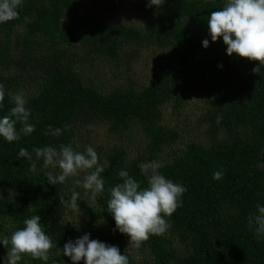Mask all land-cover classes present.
<instances>
[{"label":"trees","instance_id":"16d2710c","mask_svg":"<svg viewBox=\"0 0 264 264\" xmlns=\"http://www.w3.org/2000/svg\"><path fill=\"white\" fill-rule=\"evenodd\" d=\"M87 1L22 0L18 18L0 23V84L5 89L0 117L14 106L8 93L18 83L4 72L15 63L10 54L16 43L13 34L18 28L26 29L20 40L28 61H34L30 56L36 52L34 36L49 42L40 65L45 72L42 87L26 100L35 131L21 133L11 143L0 137V188L12 191L11 196L0 197V239L24 227L25 219L39 215L55 247L46 262L24 256L18 264H72L62 248L84 234L117 246L129 264H139L128 254L134 248L129 237L116 229L107 211L110 188L122 182L120 170H126L141 188L147 187L148 178L139 165L159 161L161 148L178 138L179 132L162 122L164 107L179 106L188 96L200 93L210 104L205 112L209 140L190 142L169 162L159 161L163 164L159 173L187 191L181 197L182 206L165 217L170 224L167 231L151 236L138 249H148L151 264H264V236L256 235L255 223L248 222L250 214H258L257 205L264 206V66L253 72L258 61L229 56L222 37L211 40L207 19L212 11L221 10L225 0H165L159 7L149 6V0H127L130 10L144 22L142 30L101 23L86 13ZM131 41L167 50L153 80L144 87L126 83L109 93L99 92L80 79L75 54L65 53L78 42L88 54L117 61ZM57 44L62 46L56 48ZM217 117H222L219 124ZM93 120L109 124L116 134L136 126L148 140L146 151L132 158L120 146L104 153L99 160L104 166V191L97 195L96 205L67 180L49 183L45 173L50 170L33 152L45 146L59 151L61 144L78 151L72 127ZM21 126L17 123L18 132ZM49 126L62 129L61 134L46 135ZM21 147L32 155L31 161L18 156ZM217 171L223 172L219 180L213 179ZM73 190L79 193L78 205L86 220L70 227L59 219L70 210L60 198L70 202ZM175 238L184 252L176 251ZM7 251L0 242V256Z\"/></svg>","mask_w":264,"mask_h":264},{"label":"clouds","instance_id":"9594fccd","mask_svg":"<svg viewBox=\"0 0 264 264\" xmlns=\"http://www.w3.org/2000/svg\"><path fill=\"white\" fill-rule=\"evenodd\" d=\"M165 0H149V6H161ZM22 0H0V23L12 21L19 16L18 9ZM208 32L213 42L220 37L227 45L229 56L236 54L240 58L258 61L259 66L253 72H259L264 66V0H225L221 10L212 11L207 19ZM203 46L207 48L209 41L205 39ZM14 106L9 113L0 117V137L11 143L18 141L23 135L35 131V125L29 122L30 110L26 108V97L23 92H9ZM5 98V89L0 84V105ZM222 117H217L220 123ZM17 123L21 124L19 132ZM69 126H65L67 129ZM59 136L62 129H52L51 126L45 134ZM36 159L43 160L45 169L51 166L59 168V173L47 171L45 173L49 183L57 185L65 183L67 178L85 172L83 181L75 183L90 192L93 197L103 193L104 180L101 173L104 166L99 163L98 154L93 147L88 146L84 152L74 151L71 145H60L59 151L51 146L34 148ZM18 156L32 160V155L23 147L19 149ZM141 172L148 178L147 187L141 188L140 182L131 177L126 170L119 171L122 182L110 188V198L107 202V211L113 216L116 229L129 237V245L139 248L153 235H162L170 227L165 217H170L175 210L182 206L181 197L187 189L159 173L163 164L159 161L141 163ZM35 171V163L32 164ZM222 171L213 174V179H221ZM79 193L72 191L71 200L60 198L69 209L79 212ZM258 214H250L249 225L255 223V232L264 236V206L257 205ZM41 217L33 215L23 221L24 227L14 230L10 237L0 239L8 249L5 264H18L24 256L43 261L49 260V254L55 247L42 224ZM90 234H84L74 242L69 240L63 246V255L70 257L72 264H129V258L121 254L119 248L108 245L96 239H90ZM60 253L57 252V255Z\"/></svg>","mask_w":264,"mask_h":264},{"label":"rangeland","instance_id":"374dc122","mask_svg":"<svg viewBox=\"0 0 264 264\" xmlns=\"http://www.w3.org/2000/svg\"><path fill=\"white\" fill-rule=\"evenodd\" d=\"M86 13L96 17L101 23L112 25L118 28L135 27L144 29L142 19L130 10L127 0H88ZM70 24V22H68ZM68 23H64L68 25ZM25 28H18L13 34L12 40L16 42L11 45L10 54L15 60L11 67L5 70L10 76L18 80L16 89L11 93L23 92L26 100L36 95L42 87L45 72L40 65L44 61V53L49 47V42L45 37L34 36L37 46L35 55L31 53L34 61H28L24 54V46L21 36H24ZM1 39V37H0ZM12 42V43H13ZM57 44L55 47L60 48ZM65 46V45H64ZM167 50H162L151 44L136 45L129 42L124 48L121 59L110 61L99 56L86 53L85 48L78 42H74L65 50V53L75 54V71L79 74L82 82L102 93H109L123 84H133L136 87L148 85L154 78V70L162 63ZM21 63V64H20ZM209 102L200 93H195L177 106L174 103L167 104L163 109V124L167 127L175 128L178 138L173 143L167 144L158 152L156 159L161 162H169L175 156L182 153L186 144L190 142H208L207 124L205 122V112L209 108ZM74 143L79 152H84L88 146L98 154L99 160L104 153L120 146L126 150L128 158H132L139 153L146 151L148 140L142 130L136 126L130 127L122 134L111 131L109 124L102 121L93 120L91 123L74 125ZM50 171H59V168H48ZM85 172L81 171L75 177L67 178V183L71 187L79 188L84 199L96 205L97 196L93 197L90 192L85 191L82 186L75 183L76 180L83 181ZM12 191L0 188V197H9ZM60 221L70 227H75L85 222L84 213L73 210H66L59 215ZM181 242L175 238L174 247L178 253L184 252L185 248ZM148 249L140 250L131 248L128 254L139 264H151V255ZM7 252L0 256V264H5Z\"/></svg>","mask_w":264,"mask_h":264}]
</instances>
